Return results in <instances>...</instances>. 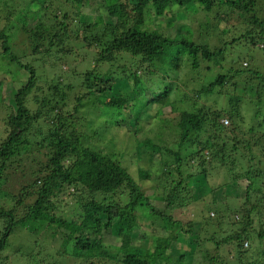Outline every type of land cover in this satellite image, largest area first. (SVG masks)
<instances>
[{
    "label": "trees",
    "instance_id": "trees-1",
    "mask_svg": "<svg viewBox=\"0 0 264 264\" xmlns=\"http://www.w3.org/2000/svg\"><path fill=\"white\" fill-rule=\"evenodd\" d=\"M19 1L17 8L16 0H3L7 10L0 16L10 20L12 14L20 15L25 22L26 16H38V23L29 28L35 44L30 63L22 62L8 35L0 33L1 67L25 76L7 105L10 112L0 118V201L14 202L9 207L0 203V264L36 262L32 253H22L10 242L17 230L41 237L37 225L44 222L43 233L50 238L63 230L61 264H70L69 258L71 264H189L192 259L195 264L200 259L201 264H264V73L252 63L257 49L264 51L259 0H198L200 8L225 24L222 30L200 24L199 39L187 22H180L174 35L146 24V17L186 9L194 0H105L109 21L101 17L75 24L77 30L68 22L80 17L78 7L85 0H53L57 7L52 9L53 1ZM67 3L71 9H65ZM231 11L237 16H229ZM45 20L55 27L50 37L43 31ZM22 31L26 34V26ZM80 32L86 47H99L82 75L83 94L68 76L74 72L70 57L77 47L70 35ZM44 37L47 47L38 51ZM53 48L64 54L55 50L48 57L69 69L46 58L56 70L49 80L36 66L43 64L40 55ZM117 79L129 82L131 98L113 92ZM247 84L255 88L253 100L244 91ZM215 94L222 96V104L213 100L206 105L203 98ZM71 99L76 105L68 108ZM89 100L104 121L114 114V125L97 123L93 113L87 116V110L77 107ZM249 101L255 109L247 114ZM152 103L169 108L153 117V126L141 117ZM129 117L133 129L125 127ZM104 132H110L118 149L106 152L89 145L104 139ZM136 159L133 174L128 166ZM222 169L228 180L215 185V170ZM17 170L23 177L29 174L21 190L36 194L20 216L16 205H23L25 197L2 186L7 185L6 172ZM229 183H245L243 194L227 188ZM59 191L70 195L74 204L69 211L77 217L62 218L56 211L60 205L49 196ZM177 210L184 214L176 218ZM152 226L162 234L148 233ZM107 235L115 236L117 244H106ZM189 237L194 246L187 251L174 246ZM135 239L139 243L134 245Z\"/></svg>",
    "mask_w": 264,
    "mask_h": 264
},
{
    "label": "rangeland",
    "instance_id": "rangeland-1",
    "mask_svg": "<svg viewBox=\"0 0 264 264\" xmlns=\"http://www.w3.org/2000/svg\"><path fill=\"white\" fill-rule=\"evenodd\" d=\"M0 15H4L3 13L6 12V6L4 5L3 0H0ZM27 2H30L28 0H26ZM48 1H53V0H48ZM62 1H66V0H62ZM18 3H20L19 0H16V4L13 5L11 2H7V4H12L13 6H17L18 8ZM105 0H85L83 2V4L79 5L80 7H78L80 9L81 15H79L80 17L78 18H74L73 16H71L74 19V23L71 24V22L66 19H64V22H68V24L70 25V28L75 27V24H83V23H88V22H97L99 20V18L102 17L103 21L108 20L109 18L107 17V11L105 9ZM56 3L50 2V6L49 8H55ZM258 10L260 9H264V0H259L258 2ZM71 9L70 4L67 3V5L65 6V9ZM264 12V10L262 11V13ZM22 14V13H21ZM18 16V17H16ZM43 16V15H42ZM217 15H215L214 12L208 13L206 11H204L202 8H200L199 6V2L198 0H194L192 1L189 6L186 7V9H171L169 10L165 16L162 17H157L155 14H152L151 16L146 17V24H148V26L150 28H155L158 25V28L161 29L162 31L168 32L171 35H174L176 32V28L179 25L180 22H187L189 25H191L194 28V33H195V38L199 39L201 38L198 33L200 32V28L199 25L200 24H205L207 26L211 28H218V30H222L223 27H225V24L222 23L221 21H218V19L216 20ZM229 16H237V13H234L233 11H231V13L229 14ZM247 16V15H246ZM27 17V22L24 21L23 16L20 15H13L11 16L10 20H5L3 18V16H0V33H3L5 35H8V43L10 45V47L12 48V50H14V52L17 55H21L22 54V62L25 63H30L33 60V56H30L29 54L31 52H34L33 50L35 49V44H33L31 37H29V35L31 34L29 28H31L32 30L35 29L36 24L38 23V16H26ZM50 17V16H49ZM70 17V18H71ZM61 19V18H60ZM52 20L55 21V18L52 16ZM169 22H173V26H169ZM52 21L51 20H45V23L43 25V31L44 34L46 36L51 35V33L55 30V27L52 26ZM103 24H99V31H103ZM24 26H26V34L22 31V29L24 28ZM77 26V25H76ZM82 26V25H81ZM77 28H79V26H77ZM74 30H77L76 28H73ZM80 31H83V27H80ZM27 35V36H26ZM71 36V41L76 42L77 47H75V53H73L74 55L70 58H72V64L74 65V72H71L68 74L69 76V81L70 83H72L73 85H76L78 87V92L83 94V92H85V87L81 84L82 80H83V74L85 73L86 70H88L90 67L89 65H91V60H92V56L91 54L94 51H98L99 47L97 46H91V47H86L84 44V36L82 35V32H80V34H78V37L75 36V34L70 35ZM73 38V39H72ZM40 45L37 44L38 46V51H43L44 49H46L47 47V38H42L39 40ZM79 44V45H78ZM73 47L75 44H72ZM45 46V48H44ZM67 44H65L64 47H66ZM57 48V47H56ZM53 48L51 49V51L49 53H45L41 56V60L43 62V64L37 67V72L40 73L42 75V77H46L47 79H52V77L54 75H56V70L55 72H53L51 70V64L52 62L53 65L55 64H61V68L63 70H67L69 69L67 63H62V60L60 59H55V58H50L53 56L54 51L56 50L57 52L63 53L62 50L59 48L56 49ZM77 48V49H76ZM261 48H259L260 50ZM257 49V55H255L254 60H253V67L256 68V70L260 71L261 73H264V51L260 50L259 51ZM55 51V52H56ZM71 52V51H69ZM64 54V53H63ZM50 55V57H48ZM57 55H62V54H57ZM4 57V55L1 53L0 54V60ZM36 57L38 58V53L36 55ZM46 58H50V60H52V62L48 61ZM45 60V61H44ZM71 60V59H70ZM8 60L5 59L4 61V65L5 67H9V65L7 64ZM2 62V61H1ZM7 62V63H5ZM91 62V63H90ZM3 63V62H2ZM11 65L12 62H9ZM58 69V67H57ZM104 70V69H103ZM106 71V70H105ZM65 75V74H64ZM5 78V81L3 83H1L0 85V118L5 115H7V113L10 112V107L12 105V101L14 99V94L17 90H19L24 81H25V76L24 75H20V74H15V72H11L7 73L4 71V68L1 67V63H0V79ZM94 79V77L91 78L90 81H92ZM81 84V85H80ZM114 89L113 92L117 91V93H121L122 96L124 98H131L130 94V84L128 81L124 80V79H117V81L115 82V84L113 85ZM62 92L67 93L68 89L62 85L61 89ZM77 90V89H76ZM255 88L253 87V85L247 84L244 87V91L246 92V95L248 98H252V100L255 98V92H254ZM43 93V92H42ZM107 94L110 95L111 91L109 93V91H107ZM40 95H42L40 93ZM48 95V94H45ZM106 95V96H108ZM222 96H219L217 94L209 97L208 99L203 98V101L205 100L206 105H211L213 104L212 101L213 100H217L219 101V104H222ZM59 100V99H58ZM73 99L70 100V102L68 103V108L73 107L74 105H76V103L74 102ZM60 101V100H59ZM90 104H87L86 102H82L81 105H77L78 108H80L81 110H87V113H89L87 116H89L91 113H93V116L90 115V117H93L95 120H97V123L101 122V123H110L112 125H114L111 121V118H113L115 115H111L110 116V120L109 121H104L105 117H101V112L98 109H95V111L93 109H91L92 105H91V100ZM95 103V101H93ZM8 105V106H7ZM60 105H63V102L60 103ZM246 105V107H245ZM244 105V108L246 110L245 113L249 114L251 112H253L254 105L249 101ZM34 107L32 106V109ZM98 110V111H97ZM165 111L166 113L169 112V108L166 107L165 109L161 106V104H156V103H152L151 105H149L146 109H144V111L141 114L142 118H148L149 123L151 124V126H153L156 121V119H153L154 116H156L157 114H159V111ZM92 111V112H91ZM120 112V111H118ZM124 114H126L124 112ZM128 114V113H127ZM126 114V115H127ZM103 115V114H102ZM146 125V123H145ZM0 126H2L0 124ZM126 129H133L135 128V122L133 120V118L129 117L128 121L125 124ZM246 127H248L246 125ZM122 130V129H121ZM110 133V132H109ZM107 132L101 133V137L104 136V139L100 140L98 139V142L96 140H92L89 141V145H93L96 149H101L102 151H106L109 152L110 150L113 151L117 148V144L118 142H115L114 138H110V134ZM3 138V136H2ZM1 139V137H0ZM112 140V141H110ZM92 147V146H91ZM155 158V157H154ZM36 161V160H35ZM35 163V162H33ZM137 159H136V163L134 161V163L130 162V166H128L129 171L133 174L136 173V170L138 168V164H137ZM139 172V170H138ZM15 174H11L10 172H6L7 175V185L3 184L2 186H4L5 190H7L8 192H12L15 193L17 196L21 194H23V196L25 197V200L23 201V205H16V209H17V214L23 215L26 212V205L28 204H32V202L35 200L36 198V194H33L31 192H29L28 190H21L23 185H27L29 179V174H27L25 177L21 176V172L19 170H17V172H14ZM221 173V174H220ZM223 176V179L221 178ZM154 176H152L151 178H153ZM212 181L215 183V185L220 184L224 181L228 180V174H226L225 170L222 169V171H217L215 170V176L212 177ZM22 181V182H21ZM233 183H229L228 187L229 189H234L237 191L238 196L243 194V190L245 188V183H240V185L238 184L237 186L234 185L232 186ZM192 188H194V185H192ZM21 190V191H20ZM217 193V192H215ZM213 196V194H212ZM5 199V198H4ZM49 199L51 200V202L59 204L60 206H58L59 210H56L59 215H61L62 218H68V217H77L75 214L77 213H72V211H69L71 206H73L74 201L71 200L70 195H68L67 193H62V192H56L52 195L49 196ZM5 200L0 201V203L4 202ZM6 202V206L9 207L11 205H14L13 200L8 199ZM67 202V203H66ZM69 204V205H65ZM163 212L165 213H171V211H165L163 210ZM176 215V218L180 217L181 215H183V212H180L177 210V212H173ZM187 218L183 217V221H186ZM47 225L46 222L44 223H39L37 225V229H39V231L41 232L40 235L41 237L35 238L34 236H31L30 234H26L27 230H22L16 231V234L14 236V238L11 239L10 242V247H19L20 251L22 253H25L27 250L29 253H32L33 257L32 259H34L38 264H61L62 259H61V253L59 251V246L62 240V234H63V230L59 229L57 231V235L53 238H50L48 235L43 233V229L45 231ZM148 233L152 234H162V231L158 229V227L156 226H152L151 229L148 231ZM139 235V234H138ZM194 237H189L187 240H185V243H180V242H175L173 243L174 246H177L178 249L181 248L183 251H187V246H194V243L191 241V239H193ZM189 240V241H188ZM104 242L106 244H117L118 239H116L115 236L110 235V236H105L104 238ZM135 243H139L138 239H135L133 244L135 245ZM31 246H33V249L31 248ZM138 246V245H136ZM27 252V253H28ZM63 258V257H62ZM70 261H68L67 263L70 262V264L73 262L70 258ZM72 261V262H71ZM199 261V260H197ZM14 262V261H13ZM21 262L24 264V260L21 261L18 260L14 263H18ZM30 262V261H29ZM36 262L30 263V264H36ZM78 262V261H75ZM164 262H169L167 261V259ZM204 262V260H203ZM171 264H176L175 262H170ZM195 264L194 259L191 260V262L189 264ZM202 263V259H200V264Z\"/></svg>",
    "mask_w": 264,
    "mask_h": 264
},
{
    "label": "built area",
    "instance_id": "built-area-1",
    "mask_svg": "<svg viewBox=\"0 0 264 264\" xmlns=\"http://www.w3.org/2000/svg\"><path fill=\"white\" fill-rule=\"evenodd\" d=\"M246 245V244H245Z\"/></svg>",
    "mask_w": 264,
    "mask_h": 264
}]
</instances>
